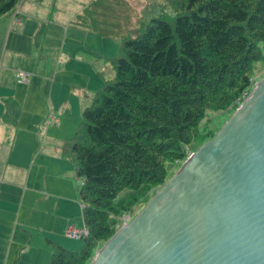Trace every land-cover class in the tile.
<instances>
[{
    "label": "trees",
    "instance_id": "1",
    "mask_svg": "<svg viewBox=\"0 0 264 264\" xmlns=\"http://www.w3.org/2000/svg\"><path fill=\"white\" fill-rule=\"evenodd\" d=\"M17 2L0 0V17ZM178 2L173 19L151 18L137 35L120 40V53L105 61L113 77L93 94L63 144L81 181L88 234L79 250L48 238L49 264H88L95 245L118 229L119 217L164 184L168 163L186 158L206 111L226 109L247 94L251 67L264 55V0ZM90 27L114 37L96 22ZM124 189L130 192L119 196Z\"/></svg>",
    "mask_w": 264,
    "mask_h": 264
},
{
    "label": "water",
    "instance_id": "2",
    "mask_svg": "<svg viewBox=\"0 0 264 264\" xmlns=\"http://www.w3.org/2000/svg\"><path fill=\"white\" fill-rule=\"evenodd\" d=\"M90 264H264V75Z\"/></svg>",
    "mask_w": 264,
    "mask_h": 264
},
{
    "label": "crops",
    "instance_id": "3",
    "mask_svg": "<svg viewBox=\"0 0 264 264\" xmlns=\"http://www.w3.org/2000/svg\"><path fill=\"white\" fill-rule=\"evenodd\" d=\"M19 1L14 10L0 17V264H39L50 259V248L46 240L49 238L58 242L53 238L56 237L57 231L41 227L45 237L43 235L35 237L33 228L29 229L31 233L29 235L25 227L34 216L45 214L47 206L55 204L57 209L56 200L60 203L59 194L51 189L50 182L47 183V178H51L50 173L41 172L48 171L47 165L45 163L37 165L34 159L28 163L27 155L31 152H25L27 149L19 140L20 132L25 129L24 109L32 100L29 87L27 89L23 87L18 93H7L9 84L5 75L12 65L10 62L16 59L12 65L18 69L12 71L16 82L18 73L28 69V73L26 72L28 79L17 84L30 83L31 79L32 82L36 81L31 77L32 73L28 68V65H33V57L36 60L34 65L40 68L38 69L40 74H43L40 71L42 67L51 68L55 61H58L60 70H64L69 63L75 61L86 63L91 72L94 69L98 71V67L102 70L106 58L88 52L90 46L86 48L85 43L90 45L98 36H113L100 34L80 19L85 7H89L86 5L94 0H22L20 3ZM15 15L18 20H14ZM24 45L27 50L33 47L32 55L20 51L21 48L24 50ZM2 71L5 72L4 76ZM76 74L73 72L71 75ZM100 74L102 76V73ZM76 79L77 76H70L65 81ZM57 80V77L51 79V89ZM78 91L79 89L72 87L68 95L77 97L73 93L76 94ZM64 95L58 92V104H55L59 109L58 113L65 109ZM9 103L16 104L18 108V113L12 118H8ZM52 106L54 107L53 104ZM53 116V122L59 124L60 117L57 114ZM56 140L57 138L51 139L44 135L42 146L38 150L32 146L33 156L40 153L41 149L44 155L51 154L52 143ZM33 141L36 145L35 137ZM68 225L77 226L71 221Z\"/></svg>",
    "mask_w": 264,
    "mask_h": 264
},
{
    "label": "rangeland",
    "instance_id": "4",
    "mask_svg": "<svg viewBox=\"0 0 264 264\" xmlns=\"http://www.w3.org/2000/svg\"><path fill=\"white\" fill-rule=\"evenodd\" d=\"M20 2H22V0H20L19 3ZM94 2L96 3L95 5H93ZM86 6L89 7H85L84 13H82L80 19L87 22L89 25L96 22L97 28L105 31L108 29L114 34V37L98 36L90 45L85 43V47L90 46V48L88 47V52H92L101 58L117 56L120 53V40L137 35L151 18L161 16L173 19L180 11L178 0H94ZM88 9L91 11L87 13L86 10ZM15 16L14 20H18L19 18ZM52 39L58 40V38ZM25 46L26 45H24V50L26 52H24L22 48L20 51L23 54L32 55L34 51L33 47H29L27 50ZM15 61L17 60L13 59L10 63L13 65ZM57 62L58 61H55V65L51 68L45 69L42 67L40 71L43 72V74H40L38 70L40 68L34 65L36 64V60H34L33 57V65H28V68L32 73L31 77H34L36 81L32 82L31 79L30 83L27 84H17L18 81L16 82L15 75L13 76L12 71H17L18 69L12 65L9 66L10 70L7 72V75H5L9 84V90H6V92L18 93L23 87L26 89L29 87L32 100L29 101L27 107L24 109L25 129L20 132L19 140L27 149L25 152H31L29 155H27L28 153L26 154L28 163L34 159L37 165H47L48 171L41 172L50 173L51 178H47V183L50 182L51 189L59 194L60 200V203L56 200L58 204L57 209H55V204L47 206L48 210L45 214L37 217L34 216L32 220H29L25 230L31 235L29 229L32 227L35 237L38 235H43V237H45V233H43L40 228H53L57 231L56 237L53 238L57 239L60 244L70 250H79L83 246V240L66 237L64 233L70 221L71 223L77 224L78 227L84 225L78 192L81 181L76 177L72 161L67 156L61 154V148L63 147V142L70 140L74 136L81 121L83 109L90 104L93 94L101 87L104 80L113 77L114 69L110 62H105L104 70L98 67V71L97 69H92L93 72H91L86 63L75 61L69 63V66L65 67L64 70H60ZM102 71L104 79L100 74ZM24 72L28 73V69H24ZM73 72L77 74L71 75ZM4 73L5 72L2 71L3 76ZM250 75L251 83L247 90V94L241 95L233 105L226 109L206 111L204 118L196 128L194 140L186 146V158L168 163V173L165 181L174 175L181 164L198 149V147L214 137L224 122L229 119L240 103L251 93L256 83L264 75V55L259 61H256L252 65ZM70 76H77V79L75 81H65V79H68ZM54 77H57L58 80L51 89V79H54ZM72 87L79 89L78 93L80 95L78 93H73L77 97L68 95V91H70ZM58 92L62 95L65 94L63 97L65 109L62 110L61 113L57 112L59 109L55 106V104H58ZM17 113L18 108L16 104L9 103L8 118H12ZM56 114L60 117L59 124L49 120L51 116ZM46 132L48 133L46 134ZM44 135L51 137V139L57 138V140L52 143L53 152L44 155V153H41L43 152L41 149V152L34 157L32 146H35L36 150H38L40 146H42L41 142L44 139ZM33 137H35L36 145L33 141ZM57 152H59V154H57ZM162 186L163 183L159 186L152 187L149 190V199ZM129 192V189H124L120 192L119 196H125ZM145 203L146 201L139 204L144 205ZM143 205H137L134 209L121 215L118 219L117 228H119L125 220L130 219L138 212ZM104 243L105 241H99L95 245L88 264H90L95 253L99 251ZM39 264H49V259L46 260L45 263L40 262Z\"/></svg>",
    "mask_w": 264,
    "mask_h": 264
},
{
    "label": "built area",
    "instance_id": "5",
    "mask_svg": "<svg viewBox=\"0 0 264 264\" xmlns=\"http://www.w3.org/2000/svg\"><path fill=\"white\" fill-rule=\"evenodd\" d=\"M18 77H19L17 79L18 82H25L28 79V74L24 72H19ZM49 120L54 121V116H51ZM64 234L66 237H69V238L83 239L85 236H87L88 229L84 225L80 227L69 225L67 229L65 230Z\"/></svg>",
    "mask_w": 264,
    "mask_h": 264
}]
</instances>
